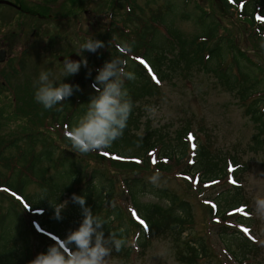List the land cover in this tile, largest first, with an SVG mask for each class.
<instances>
[{
  "label": "trees",
  "instance_id": "trees-1",
  "mask_svg": "<svg viewBox=\"0 0 264 264\" xmlns=\"http://www.w3.org/2000/svg\"><path fill=\"white\" fill-rule=\"evenodd\" d=\"M145 1L143 6L136 0L121 1L120 26L115 28L117 22L113 20L108 32L101 37L106 49L88 70H82L74 80L65 82L74 86L73 94L53 109L42 106L40 118L44 109L46 112L41 122L43 130L29 133L25 140L9 139L8 154L6 149L0 148V193L7 195L11 203L6 210H0V264H29L51 245L63 243L83 219L80 206L71 199L74 193L85 195L93 213L108 221L104 225L106 236L114 231L126 240V245L118 252L125 258L135 252L144 254L155 235L171 232L182 236L189 228L192 231L195 221L188 199L167 188L155 187L146 177L132 175L136 171L162 175L173 166L178 167L183 178L197 179L201 189L206 186L223 188L216 196L207 198L209 220L219 224V233L226 236L227 249L235 261L256 263L261 247L232 226H245L251 236L256 235L257 215L253 214V204L245 192L244 176L250 170L248 161L211 148L209 138L205 143L196 142L200 132L192 126L191 119H186L175 135L165 134L168 126L153 127L150 120H144L143 104L157 99L165 86L194 83L196 78L211 74L217 87L235 94L255 125L254 143L250 142L243 152L264 151V58L259 55L260 50L264 52V0ZM179 1L191 12L182 13ZM157 2L162 3L161 7L147 15L146 7ZM111 13L117 15L115 8ZM176 18L193 19L199 30L189 36L178 26ZM226 19H232V25L241 22L247 26L241 24L245 31L241 37L247 50L239 45L236 30L234 33L229 28L231 24ZM114 56L120 57L125 62V70L135 75L134 80L125 79L124 82L133 108L123 135L101 153L111 156L114 170L133 169L123 176L103 166L94 167L72 150L58 147L61 155L57 158L59 153L53 149L56 144L47 136L53 125L67 133L86 112L87 103L97 93L93 88L91 94L84 95L83 88L87 83L93 85L97 70ZM199 127L209 134L203 126ZM131 149L134 152H130ZM45 162L54 163L58 173L56 179L54 175L47 179L41 166ZM113 178L120 187L118 195L113 190ZM34 181L42 187V195L27 193V187ZM140 192L151 194L156 202L142 204ZM65 195H70L66 203ZM54 204L65 205L59 217ZM241 209L246 215L239 214ZM122 220L127 224L122 226ZM120 228L125 231L120 233ZM175 242L177 247H184L177 254L178 261L209 263L205 260L211 243L206 237Z\"/></svg>",
  "mask_w": 264,
  "mask_h": 264
},
{
  "label": "rangeland",
  "instance_id": "rangeland-1",
  "mask_svg": "<svg viewBox=\"0 0 264 264\" xmlns=\"http://www.w3.org/2000/svg\"><path fill=\"white\" fill-rule=\"evenodd\" d=\"M53 1L57 3H54L53 7L48 5L44 7L32 2H28L30 4L22 5V7H15L12 6V1H0V32L6 33L8 36V43L15 54L12 62H17L19 58L18 62L23 64L21 71H17L15 76L9 77L11 81L10 98L5 96L0 101V148L6 149L7 154L9 150H7L6 143L9 142V139L10 141L25 140L29 133L43 130L41 122L46 116V112L44 109L43 117L40 118L43 105L35 100L36 87L34 86L40 73H49V79L57 84L62 81L74 80L82 70H88L91 65H94L101 52L106 49L105 46L95 53L87 50L83 52L81 46L89 38L103 40L101 37L108 32L113 20L117 22L114 25L115 28L120 26L122 19L120 3L122 0H117L119 4L115 0ZM136 1L142 6L146 3L145 0ZM179 3L178 6L182 13L191 12L190 9H185L184 2L179 1ZM35 4L37 5L35 6ZM161 5V2L150 4L149 8L146 7L145 13L150 15L152 11H157ZM113 8L117 11V15H112ZM176 22L189 36L199 30L191 18L189 20L178 19ZM226 22L231 24L233 20L226 19ZM241 24L243 23L231 24L229 28L231 27L234 33L236 30L239 45L247 50V45L241 37L245 33ZM242 26L247 28L245 24ZM23 50H25L24 54L17 57V54ZM259 55L264 58L263 51L260 50ZM65 57L71 60L86 58L87 66L82 65L75 75L64 76ZM9 62L10 60L4 67L10 71L12 65L8 66ZM204 76L205 78H196L194 83L178 82V85L171 84L160 89L157 99L143 104V109L146 112L144 120H150L153 127L168 126L165 134L175 135V132L180 130L179 127L184 126L185 120L191 119L193 120L192 126L200 132V134L198 133L199 141L196 140V142L205 143L209 138L211 148L248 161L250 170L244 176L245 192L254 209L255 198L264 197V151L249 150L247 153L243 151L249 147L250 142L254 143L252 138L256 132L255 125L245 114V108L242 107L241 101L235 98V94L226 91L223 87H217L214 84L213 78L215 77L213 75L206 73ZM199 79H203V82H200ZM92 90V84L87 83L83 88V93L88 95L92 93ZM148 108L155 109L154 113L147 111ZM45 121L48 119L46 118ZM196 122L203 126L209 134L202 132V127H199ZM151 132L158 133V131ZM47 136L56 144L53 145V149L57 154L59 153L57 158L61 155V150L58 147L71 150V141L60 127L53 125V129ZM37 149L42 150L41 145ZM133 149L129 151L134 152ZM80 156H82L81 160L93 164L94 167L103 166L107 171H112L120 176L133 171L131 168L114 170L110 160L111 156L106 153L95 151L80 154ZM53 164L45 162L41 165L47 173L48 180L52 175L55 179L57 178L58 173ZM179 173L178 167L173 166L162 175L147 171L145 174H142V171H136L132 175L146 177V181L155 187L167 188L188 199L195 221L193 230L190 231L191 228H189L182 236L171 232L155 235L147 244L144 254L135 252L129 258H125L113 250L111 256L107 258L108 264H183L178 261L177 254L179 255L184 247H177L175 240L179 239V242H184L188 238L198 236L206 237L211 243L208 247V259L205 260V262L209 260L207 264H245L233 259L227 249L226 236L219 233V224L211 222L208 217L210 214L207 198L216 196L223 188L206 186L201 189L198 187L197 179L193 181L190 177L183 178ZM112 180H114L113 190L118 195L120 187H118L116 179ZM150 188L148 190H151ZM26 191L35 196L43 193V189L37 181L30 184ZM138 196L142 204L157 200L151 194H142V192ZM69 199L70 195H65L64 202L66 203ZM10 204V198L0 193V210H6ZM256 218L255 236H251L249 229L245 226L239 224L232 226L247 234L254 243L261 247V253L256 255L255 264H264V217L256 216ZM122 222V226L127 224L125 220ZM25 226L28 228L26 219ZM30 236L34 241L33 234Z\"/></svg>",
  "mask_w": 264,
  "mask_h": 264
},
{
  "label": "clouds",
  "instance_id": "clouds-1",
  "mask_svg": "<svg viewBox=\"0 0 264 264\" xmlns=\"http://www.w3.org/2000/svg\"><path fill=\"white\" fill-rule=\"evenodd\" d=\"M105 46L104 41L89 38L81 48L83 52L87 50L95 53ZM82 65L87 66L86 58L71 60L65 57L64 76L77 74ZM125 68V62L114 56L97 70L92 85L97 95L91 97L86 112L66 133L71 141V150L77 154L103 152L123 135L133 108L124 82L125 79H135L134 73ZM34 86L35 100L45 109H53L62 104L74 92L72 84L63 81L57 84L49 79L47 72L40 73ZM147 111L154 113L155 109L148 108ZM71 199L81 208L83 219L79 227L71 230L63 243L51 245L46 252L37 254L29 264H108L107 258L113 250L119 252L126 245V240L118 236L117 232L110 231L109 235H105L104 225L108 221L93 213L85 195L74 193ZM64 206L54 204L58 217ZM253 214L264 217V197L255 198ZM124 231V228L119 229L120 233Z\"/></svg>",
  "mask_w": 264,
  "mask_h": 264
},
{
  "label": "flooded vegetation",
  "instance_id": "flooded-vegetation-1",
  "mask_svg": "<svg viewBox=\"0 0 264 264\" xmlns=\"http://www.w3.org/2000/svg\"><path fill=\"white\" fill-rule=\"evenodd\" d=\"M12 1L13 4L12 6H21L22 5H26V4H30L28 2H32V3H38V5H42V6H49V7H53L52 5L56 2H54L53 0H9ZM57 4V3H56ZM37 4H35L36 6ZM50 15H51V11H50ZM7 34L0 32V55H4V61L0 62V101L2 98H5V96H11V86H10V79L9 77L15 76L16 73H18L17 71H21L22 70V63L18 62L19 58L17 59V62L13 63L12 60H14L15 54L12 52V48L10 47L9 43H8V36H6ZM25 50H23L22 52H19L17 54V57H20L24 54ZM9 62V65H12V70H8V68L6 69L4 66L6 65V63Z\"/></svg>",
  "mask_w": 264,
  "mask_h": 264
},
{
  "label": "water",
  "instance_id": "water-1",
  "mask_svg": "<svg viewBox=\"0 0 264 264\" xmlns=\"http://www.w3.org/2000/svg\"><path fill=\"white\" fill-rule=\"evenodd\" d=\"M1 2H3V0ZM4 57H5L4 55H0V61H2Z\"/></svg>",
  "mask_w": 264,
  "mask_h": 264
},
{
  "label": "snow or ice",
  "instance_id": "snow-or-ice-1",
  "mask_svg": "<svg viewBox=\"0 0 264 264\" xmlns=\"http://www.w3.org/2000/svg\"><path fill=\"white\" fill-rule=\"evenodd\" d=\"M143 62V61H142ZM235 183V181H233ZM142 224L144 223L142 220L140 221ZM245 231H247V229H245Z\"/></svg>",
  "mask_w": 264,
  "mask_h": 264
}]
</instances>
